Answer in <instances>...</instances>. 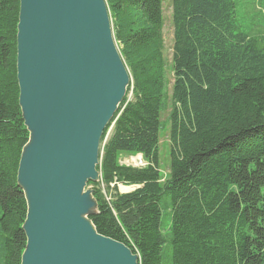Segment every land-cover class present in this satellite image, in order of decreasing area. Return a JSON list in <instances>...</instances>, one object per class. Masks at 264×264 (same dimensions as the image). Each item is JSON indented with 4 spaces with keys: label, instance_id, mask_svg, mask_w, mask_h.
Wrapping results in <instances>:
<instances>
[{
    "label": "trees",
    "instance_id": "16d2710c",
    "mask_svg": "<svg viewBox=\"0 0 264 264\" xmlns=\"http://www.w3.org/2000/svg\"><path fill=\"white\" fill-rule=\"evenodd\" d=\"M105 2L130 84L100 142L101 180L88 183L96 231L138 264H264V36L241 31L236 0H169L168 94L164 0ZM18 13L19 0H0V264H20L26 244L16 185L28 137L18 105ZM136 155L146 166L120 164ZM118 185L138 189L122 194Z\"/></svg>",
    "mask_w": 264,
    "mask_h": 264
},
{
    "label": "water",
    "instance_id": "95a60500",
    "mask_svg": "<svg viewBox=\"0 0 264 264\" xmlns=\"http://www.w3.org/2000/svg\"><path fill=\"white\" fill-rule=\"evenodd\" d=\"M16 79L28 134L16 185L26 215L20 264H138L124 244L98 234L88 183L104 131L130 77L105 0H19Z\"/></svg>",
    "mask_w": 264,
    "mask_h": 264
},
{
    "label": "rangeland",
    "instance_id": "374dc122",
    "mask_svg": "<svg viewBox=\"0 0 264 264\" xmlns=\"http://www.w3.org/2000/svg\"><path fill=\"white\" fill-rule=\"evenodd\" d=\"M169 0H164L163 16L164 26L162 29L163 37V58L165 62L166 79L168 82L167 90L170 94L173 76L170 72L171 63V46H172V27L170 21V10L168 6ZM236 22L243 33L249 37L264 36V4L259 0H236ZM167 112L161 116L162 129L160 132L159 141V162L160 169L163 173L167 171V145H168V125L166 123ZM111 130L108 131L107 136ZM138 160V161H137ZM141 161V162H139ZM120 164L124 166L142 168L146 166V162L141 157V160L134 156H123L120 158ZM91 188V187H90ZM102 188V187H101ZM119 190V188H118ZM120 192V191H119ZM121 193V192H120ZM102 194L108 197L105 190ZM168 221V216L164 215L162 218L163 224Z\"/></svg>",
    "mask_w": 264,
    "mask_h": 264
},
{
    "label": "bare ground",
    "instance_id": "6f19581e",
    "mask_svg": "<svg viewBox=\"0 0 264 264\" xmlns=\"http://www.w3.org/2000/svg\"><path fill=\"white\" fill-rule=\"evenodd\" d=\"M126 94H127V92H126ZM125 97H126V95H125ZM125 99V98H124ZM135 158H137V159H139V160H141V155H136V156H134ZM99 161H100V146H99ZM138 161V160H137ZM139 162H141V161H139ZM99 164V163H98ZM98 167V166H97ZM97 169V168H96ZM98 171V170H97ZM99 172V171H98ZM99 175H100V173H99ZM100 180H101V176H100ZM100 180H99V182H100ZM98 182V183H99ZM118 188H119V191L122 193V194H124V193H129V192H131V191H134V190H136V189H138V186H123V185H118ZM86 189H91L90 187H88V184H87V187H86ZM92 190V189H91ZM93 191V190H92ZM97 201V200H96Z\"/></svg>",
    "mask_w": 264,
    "mask_h": 264
}]
</instances>
